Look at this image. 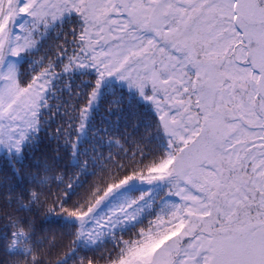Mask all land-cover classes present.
Here are the masks:
<instances>
[{"label":"snow or ice","instance_id":"6c2138e0","mask_svg":"<svg viewBox=\"0 0 264 264\" xmlns=\"http://www.w3.org/2000/svg\"><path fill=\"white\" fill-rule=\"evenodd\" d=\"M70 18L63 42L34 57L39 70L22 81L31 66L10 58L38 51ZM89 69L94 85L73 92V74ZM61 75L74 102L52 134L58 146L52 158L26 162L25 145L36 141ZM111 78L149 102L156 122L143 141L105 128L97 135L107 156L82 159L66 176L59 144L74 162ZM153 133L166 138V150L145 160ZM0 151L14 159V176H0V219L10 229L0 264H66L81 243L106 238L114 245L105 259L75 264H264V0H0ZM101 161L106 172L66 205L73 184ZM132 182L167 184L179 203L125 238L117 229L137 220L151 193L96 213ZM53 214L77 222L70 237L43 230Z\"/></svg>","mask_w":264,"mask_h":264},{"label":"trees","instance_id":"16d2710c","mask_svg":"<svg viewBox=\"0 0 264 264\" xmlns=\"http://www.w3.org/2000/svg\"><path fill=\"white\" fill-rule=\"evenodd\" d=\"M75 18L66 19L61 34L57 35L58 29H52L46 35L40 45L39 50L31 54H23L22 59L18 62V66L24 69L26 66H31L28 71H22L21 79L26 81L30 79L31 75L39 70V65L34 63V57L39 55H51L56 45L63 42L64 34L69 31L72 26H75ZM66 77L61 75L57 81L54 82V89L49 93V108L45 109L42 115V124L40 132L36 141L25 145V160L26 162H33L37 157L47 156L52 158L54 151L57 148V142L53 139V132L60 124L67 122L66 111L74 102L73 94L65 87ZM95 73L92 70L77 71L73 74L71 80V87L73 92L80 91V87L89 88L94 85ZM117 97L119 98L117 100ZM116 102L120 105L119 108H113L111 112L108 111V105ZM156 122V113L154 107L147 101L139 97L135 92L130 91L126 85L116 80L110 79L106 86L102 89V95L96 110L92 112L89 119L85 135L79 138L77 145V159L72 163H67L71 159L70 150L61 142L59 150L62 156L57 159V165L66 171V176H72L79 170L82 159H87L90 162L94 156H99L101 152L105 156L108 154V148L103 145L99 139L103 135V130L106 128L109 134L119 135L123 137L125 130L132 133V137H136L143 141V137L154 126ZM132 137H129V141ZM128 143V141H126ZM129 147L132 145L129 143ZM166 150V138L162 134L153 133L148 140V147L145 149V160L152 156L162 154ZM119 159H127L126 156H118ZM104 161L100 163H91L89 169L84 172L80 178L73 184L70 190V199L66 200V205H70L78 199H81L93 181L101 172H106L102 166ZM111 163V161H107ZM14 159L7 153L0 154V176L12 178ZM156 187L157 184L151 187L136 186L130 189V199H136L144 193H151L150 197L144 202V211L132 224H127L123 228L117 229V235H123L128 238L132 233L141 226L148 223L157 214L165 209L166 205L171 203H179L175 197L167 195L168 186ZM165 185V184H164ZM62 187V186H60ZM58 190L56 185H53L52 192ZM124 200L121 201L123 203ZM67 217L57 216L55 214L48 217L43 222V230L56 233H63L65 237H70L72 231L78 226L76 223L68 221ZM10 234V229L6 228L2 219H0V239L4 238L5 233ZM114 242L111 238H106L103 244L96 247H89L81 243L76 253L68 257L66 264H75L82 256H91L97 260L105 259V248L111 249Z\"/></svg>","mask_w":264,"mask_h":264},{"label":"rangeland","instance_id":"374dc122","mask_svg":"<svg viewBox=\"0 0 264 264\" xmlns=\"http://www.w3.org/2000/svg\"><path fill=\"white\" fill-rule=\"evenodd\" d=\"M23 54L20 57H11L10 60L15 63L18 64V62L22 59ZM113 79V78H111ZM110 81V79L106 80L102 86V89L104 86L107 85V83ZM102 89H101V95H102ZM101 98V96H100ZM100 101V100H99ZM99 104V102H98ZM98 104L96 107L93 108V111L96 110V108L98 107ZM92 111V112H93ZM90 119V118H89ZM89 122V121H88ZM85 135V132L81 135V138ZM6 152L4 151H0V154H4ZM136 186H147V187H151L152 185H147V184H142L140 182H132L129 185L125 186L123 189L119 190L115 195H113L112 197H110L108 200H106L104 202V204L101 206V208L97 211L96 216L97 217H101L106 215L107 213H109L110 211H112L115 208H118L122 205H125L127 202H129L130 199V189L131 188H135ZM160 184H157L156 187H160ZM162 186H168L167 184L164 185V183L162 184ZM124 200L123 203H121V201ZM68 221L72 222V223H76L77 222L73 219H67ZM132 224V223H129ZM127 225V224H126ZM126 225H122L119 228H123Z\"/></svg>","mask_w":264,"mask_h":264}]
</instances>
